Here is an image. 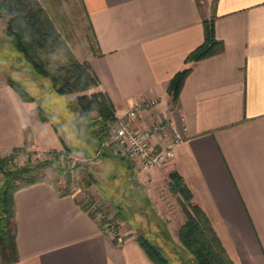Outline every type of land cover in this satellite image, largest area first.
Listing matches in <instances>:
<instances>
[{
    "label": "crops",
    "instance_id": "crops-1",
    "mask_svg": "<svg viewBox=\"0 0 264 264\" xmlns=\"http://www.w3.org/2000/svg\"><path fill=\"white\" fill-rule=\"evenodd\" d=\"M40 1L55 23L56 16H66L62 7L54 13ZM71 2L81 10L91 40L77 57L91 63L117 120L157 98V105L131 118L133 126L170 120L183 137L173 160L154 172L184 176L235 264H264V0ZM211 17L224 49L193 64L173 105L169 83L204 43V21ZM0 23L7 33V19L0 16ZM36 106L23 101L0 70V158L18 148L40 155L64 149L55 121L41 120ZM171 139L167 131L153 141L161 147ZM84 200L78 191L62 194L49 177L19 188V260L5 263L0 249V264H155L137 227L122 224L129 236L117 241L82 207ZM172 223L162 231L185 249L179 235L170 233Z\"/></svg>",
    "mask_w": 264,
    "mask_h": 264
},
{
    "label": "trees",
    "instance_id": "trees-1",
    "mask_svg": "<svg viewBox=\"0 0 264 264\" xmlns=\"http://www.w3.org/2000/svg\"><path fill=\"white\" fill-rule=\"evenodd\" d=\"M0 16L7 19V36L0 38V42L7 43L8 47L9 45L14 46L13 50L11 49V54L2 56L0 53L2 65L0 70L6 74L8 83L25 102L32 103L37 99L14 77V66L8 62V59L15 61L12 56L17 55L21 58L20 65L23 66L24 73L27 74L26 78L35 79L36 77V79L50 80L49 92L68 96V102L79 108L87 129L94 133L100 141L105 140L109 124L117 118V109L109 95L98 89L100 80L91 63L76 56L41 1L0 0ZM204 24V43L189 54L186 58L187 66L180 70L169 83L168 93L172 97L173 105L179 101L185 78L192 70L193 64L224 49V42L219 40L216 35L215 17L206 19ZM54 54L60 56L61 60L53 58ZM52 61L55 62L53 66ZM91 89L93 90L89 92ZM48 108L40 102L35 107L43 121L50 117ZM57 129L59 128L57 127ZM59 131L64 141L65 152L49 151L53 154V158L18 164L16 156L23 150L19 148L15 149L12 154L0 158V183H2L0 186V249L5 263L19 260L15 222V192L23 186L44 179V176L38 174L40 171L52 167L61 174H67L68 185L65 189L51 179L58 190L62 194L71 193L69 189L71 176L67 171L65 172L64 168L62 169L60 160L62 159L61 154H68L72 149L62 131L60 129ZM169 178L170 189L179 195L186 215V221L179 230V239L183 247L192 255L193 261L196 264H235L208 214L195 201L194 192L184 176L179 171L173 170L169 173ZM127 194L126 196H128ZM93 203L88 199L81 202V205L95 218V212L90 209ZM149 215L155 220L154 213ZM165 234L166 240L171 241L167 233ZM138 240L155 264H171L161 248L152 243L150 239L139 235ZM169 243L172 244V242Z\"/></svg>",
    "mask_w": 264,
    "mask_h": 264
},
{
    "label": "rangeland",
    "instance_id": "rangeland-1",
    "mask_svg": "<svg viewBox=\"0 0 264 264\" xmlns=\"http://www.w3.org/2000/svg\"><path fill=\"white\" fill-rule=\"evenodd\" d=\"M43 1L54 13H58L59 7H62L60 11H63L67 17L56 16L57 27L62 31L76 56L84 54L91 40L86 39V36L89 37L88 30L81 10L72 8L71 0ZM2 27L4 26L0 23V38H4L7 34L5 31L3 34ZM9 47L7 43L0 42L2 56L12 53L14 46L9 45ZM14 56L12 57L15 61L8 59V62L14 66L15 79L38 99L32 101L33 104L37 105L40 102L44 107H49L47 111L50 117L62 131L72 149L71 154L68 152L60 160L62 169L64 168L65 172L67 171L71 176L70 192L83 193L85 200H92L106 214L113 215L112 218L119 223L123 241L129 233L123 232L122 224L126 227L135 226L139 229L137 236L142 235L160 247L171 264H196L188 250L175 247L172 245L174 243L170 244L171 241L166 240V232H162V227L166 222L173 221L170 225V233L177 237L179 231L175 232V228L178 230L180 222L186 221L179 195L170 189V178L165 175V172L160 170L155 173L156 168H141L136 159L129 158L119 146L110 140L109 128L105 140L100 141L86 128L79 108L68 102V97L50 93V80L46 78H26L27 74L20 65L21 58ZM52 57L61 60L57 54ZM54 63L52 61V66ZM1 66L0 63V68ZM18 95L21 97L20 94ZM36 113L40 117L37 111ZM98 149L100 152L96 155ZM62 152H65V149ZM50 154V152L40 155L20 151L16 156V162L25 164L38 159L53 158L54 156ZM167 165L158 168L162 169ZM38 175L51 178L63 189L68 185L67 174H61L55 168L42 170ZM92 206L93 204L90 209ZM150 213H154L161 228L153 217H150ZM118 236H112V238L118 241Z\"/></svg>",
    "mask_w": 264,
    "mask_h": 264
},
{
    "label": "built area",
    "instance_id": "built-area-1",
    "mask_svg": "<svg viewBox=\"0 0 264 264\" xmlns=\"http://www.w3.org/2000/svg\"><path fill=\"white\" fill-rule=\"evenodd\" d=\"M159 103V99L152 98L140 102L127 110L122 119L114 120L109 124L110 140L119 146L129 158H134L141 165V168H158L169 164L176 154V146L183 141L180 132L173 126L170 120H161L158 123L145 129H136L131 118L151 109ZM171 131L172 139L169 144L157 147L153 138L157 134ZM48 153V152H47ZM53 155L52 153L50 154ZM65 154H61L64 158ZM95 212V219L100 223L103 231L111 236H118V241H123L119 231V223L106 214L98 204L93 203L92 209Z\"/></svg>",
    "mask_w": 264,
    "mask_h": 264
}]
</instances>
